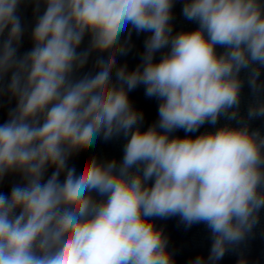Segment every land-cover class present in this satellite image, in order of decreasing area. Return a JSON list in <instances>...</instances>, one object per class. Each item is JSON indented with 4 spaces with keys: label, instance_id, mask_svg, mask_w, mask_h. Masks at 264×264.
<instances>
[{
    "label": "clouds",
    "instance_id": "9594fccd",
    "mask_svg": "<svg viewBox=\"0 0 264 264\" xmlns=\"http://www.w3.org/2000/svg\"><path fill=\"white\" fill-rule=\"evenodd\" d=\"M25 2L32 47L20 54ZM176 2L0 0V99L15 100L0 123V182L21 178L0 192V264H175L157 218L209 230L207 260L189 264H216L252 236L264 209V134L250 126L264 118V0H183L198 27L173 34ZM132 30L150 35L129 71L117 56L131 50ZM94 52L108 55L77 76ZM242 71L251 95L243 116ZM140 85L160 101L143 131L128 96ZM221 118L214 131L170 137ZM121 135L120 162L93 156L79 174L69 166L98 138Z\"/></svg>",
    "mask_w": 264,
    "mask_h": 264
}]
</instances>
